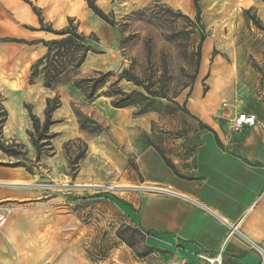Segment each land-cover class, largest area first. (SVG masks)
Segmentation results:
<instances>
[{
  "label": "crops",
  "instance_id": "0c3cea01",
  "mask_svg": "<svg viewBox=\"0 0 264 264\" xmlns=\"http://www.w3.org/2000/svg\"><path fill=\"white\" fill-rule=\"evenodd\" d=\"M47 24L28 0H0V95L4 106L18 111L15 122L8 112L4 128L9 131L28 123L23 94L43 107V95L37 83H30V73L47 52L41 40L55 38L42 28ZM221 59L212 61L204 95L177 96V122L143 121L158 115L149 112L141 121L115 128L135 154L138 173L126 179L137 187L164 190L160 195L132 189L128 195L126 223L136 222L148 231L146 242L153 247L143 264L154 263L160 251H165L163 263L177 259L210 264L200 258L205 255L219 256L221 264H258L259 249L264 250V76L249 68L239 74L236 61ZM216 66L222 67L220 92L206 104ZM33 90L37 94L31 95ZM227 102L230 107H223ZM59 110L53 118H61ZM238 112L254 115L255 123L233 128L230 121ZM155 128L173 130V137L142 147L148 138L139 136L157 133ZM51 130L59 142L79 135L55 123ZM4 157L0 150V264H89L80 229L73 232L77 216L67 194L43 191L33 184L31 169L5 164ZM6 207H12L9 214Z\"/></svg>",
  "mask_w": 264,
  "mask_h": 264
},
{
  "label": "rangeland",
  "instance_id": "374dc122",
  "mask_svg": "<svg viewBox=\"0 0 264 264\" xmlns=\"http://www.w3.org/2000/svg\"><path fill=\"white\" fill-rule=\"evenodd\" d=\"M28 1L54 29L73 24L78 32L97 35L99 41L95 45L99 53L88 52L80 67L65 70L50 87L43 83L44 64L38 63L30 75V83H37L38 93L44 98L43 107L41 109L31 96L23 94L22 106L28 123L22 125V129L9 131L4 128L8 112L10 121L15 122L18 111L11 104L4 106L0 95L6 110L1 138L17 153L16 156L4 153V163L19 162L31 169L35 174L33 184L43 191L67 194L69 208L77 216L78 227L73 232L80 229L89 264H143V256L152 252L153 247L147 254L139 255L150 247L146 242L149 233L135 221L134 226L126 223L130 219L125 210L126 205L131 204L128 195L132 189L155 190L160 195L164 190L137 187L126 179L131 172L138 173L135 154L131 152L132 146L115 134V128H126V122L141 121L139 117L149 112L158 115L143 121L177 122L175 99L181 94L188 97L205 94L215 56L223 58L220 62L236 61L239 74L249 68L264 76V0H198L200 21L195 18L193 0H94L113 24L96 15L86 0ZM123 69L137 75L152 90L166 93L167 97L147 100L135 95L133 99H137V103L113 106L116 96L111 95L112 89L142 92L148 96L141 87L125 78L116 81ZM99 70L110 75L96 94L87 99L76 87L75 80ZM220 77L222 67L216 66L211 73L212 89L207 93L206 104L215 100L220 92ZM36 91L30 94L35 95ZM48 98L60 102L53 111L60 108L61 118L56 119L59 121L55 124L68 132L78 131L79 135L59 142L50 126L49 132L56 135L37 155L28 132L33 130L29 113L43 122ZM146 106L147 110L139 113ZM223 107L230 105L227 102ZM155 131L157 133L151 131L149 136H139L143 140L148 138L142 142V147L149 141L152 144L151 141L158 142L174 134L169 129L155 128ZM5 209L9 214L8 209L12 207ZM158 256L152 264L177 261L163 263L165 251H160Z\"/></svg>",
  "mask_w": 264,
  "mask_h": 264
},
{
  "label": "trees",
  "instance_id": "16d2710c",
  "mask_svg": "<svg viewBox=\"0 0 264 264\" xmlns=\"http://www.w3.org/2000/svg\"><path fill=\"white\" fill-rule=\"evenodd\" d=\"M86 1L89 8H91L96 15H98L101 19L105 20L109 24H113V21L109 19L108 15L96 5L94 0ZM193 2L196 8L195 18L197 21H200L198 0H193ZM33 9L37 14H39L38 10L34 6ZM42 28L55 34V38L48 41L41 40L47 46V52L45 55H43L37 60L38 62L36 61L37 63L35 62L31 66L30 75H33V72L36 70L38 63H43V83L46 87H50L53 81L57 78V76H59L65 70L69 68L80 67L81 64L85 61L88 52L99 53V50L96 48L95 45L99 41V38L94 33L86 35L83 32H78L73 24H69V26L62 29H54L50 25H45ZM9 40L27 42L25 40L18 39ZM109 75L110 74L108 72H102L100 70L95 71L94 75L75 80V85L76 87L82 90L84 96L87 99L92 98L96 94L98 89L105 83ZM121 78H125L127 81H130L136 86L141 87L143 91L148 94L149 97L145 96L142 92H125L119 88L112 89L111 95L116 96V98L112 100V105L115 107H124L135 102L137 103L138 100L133 99L135 95H138L141 98L147 100H154L155 97H167V94L164 92L152 90L148 83L142 81L137 75H134L128 69H123L119 73L118 79L116 81H119ZM113 86L114 83L112 84V87ZM59 106L60 102L57 101L56 98H48L44 109L43 122H40L39 119L31 112L29 113V116L32 121L33 130H29L28 132L31 139V143L35 148L37 155L40 154V148L49 144L48 140H50L56 135L55 133H50L49 128L52 124L59 121L52 118L53 111ZM147 107L148 106L144 107L143 109L141 108L139 113L145 112L147 110ZM5 115L6 110L2 106L0 98V150L3 153H6L7 155L16 156L17 153L14 148L11 147V145H8L7 143L3 142L1 138V127L4 123ZM82 123L84 125L83 121H81V124ZM18 165L21 164L19 162L11 164V166ZM125 228L130 230L132 229L129 226H126ZM118 232L119 235H121V230H119ZM149 251H151V247H147L145 252H141L139 253V255L143 256Z\"/></svg>",
  "mask_w": 264,
  "mask_h": 264
},
{
  "label": "built area",
  "instance_id": "2783aa9c",
  "mask_svg": "<svg viewBox=\"0 0 264 264\" xmlns=\"http://www.w3.org/2000/svg\"><path fill=\"white\" fill-rule=\"evenodd\" d=\"M255 117L252 114L246 113V112H238L232 119H231V125L235 129H242L245 125L253 124L255 123ZM2 219H0V225L2 223ZM259 263L258 264H264V250L259 249ZM200 258L206 260L210 264H221V258L219 256L209 257L205 255H200ZM170 264H189L188 262L184 260H177L172 261Z\"/></svg>",
  "mask_w": 264,
  "mask_h": 264
},
{
  "label": "bare ground",
  "instance_id": "6f19581e",
  "mask_svg": "<svg viewBox=\"0 0 264 264\" xmlns=\"http://www.w3.org/2000/svg\"><path fill=\"white\" fill-rule=\"evenodd\" d=\"M183 1V0H182ZM182 4V3H181ZM184 4H185V1H184Z\"/></svg>",
  "mask_w": 264,
  "mask_h": 264
}]
</instances>
